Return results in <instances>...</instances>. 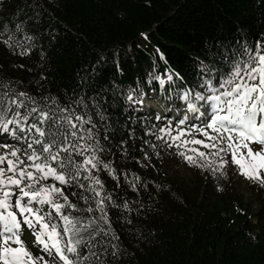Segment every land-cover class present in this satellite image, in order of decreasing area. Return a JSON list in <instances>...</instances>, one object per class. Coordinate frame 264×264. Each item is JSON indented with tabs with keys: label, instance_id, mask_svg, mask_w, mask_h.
I'll list each match as a JSON object with an SVG mask.
<instances>
[{
	"label": "trees",
	"instance_id": "16d2710c",
	"mask_svg": "<svg viewBox=\"0 0 264 264\" xmlns=\"http://www.w3.org/2000/svg\"><path fill=\"white\" fill-rule=\"evenodd\" d=\"M237 28L250 41L264 34V0H0V99L7 103L5 93L18 97L25 92L38 104L49 97L67 108L76 107L73 101L83 91L85 98L102 95L107 100L103 108L111 127L106 132L98 124L93 132L104 149L101 159L118 179L103 167L94 174L104 182L105 195L111 193L116 204L127 200L131 208L108 209L119 237L113 243L129 253L120 264H264V185L252 180V190L244 193L233 165L213 176L186 165L175 149H161L157 158L149 148L152 158L146 159L140 139L144 124L163 125L149 114L125 111L131 102L114 99L111 92L113 84L124 93L132 89L136 109L142 92L158 89L157 75L167 79L170 72L179 73L182 80L174 76L165 87L175 93L181 84L194 87L198 70L208 75L200 62L208 69L222 67L210 58L208 46L215 51L217 41H236ZM29 44L30 52L21 55ZM101 56L105 62L89 83ZM55 131L65 133L63 128ZM186 138L204 139L202 133ZM148 139L160 147L154 137ZM73 156L76 162L83 159ZM133 177L139 178L134 181L138 191L131 187ZM64 191L78 207L87 206L77 199L90 195L84 189L64 186Z\"/></svg>",
	"mask_w": 264,
	"mask_h": 264
},
{
	"label": "snow or ice",
	"instance_id": "6c2138e0",
	"mask_svg": "<svg viewBox=\"0 0 264 264\" xmlns=\"http://www.w3.org/2000/svg\"><path fill=\"white\" fill-rule=\"evenodd\" d=\"M21 26L17 24L16 29ZM237 32L240 35L236 41H217L215 51L212 45L208 46L210 58L222 67L214 65L208 69L200 62L208 75L202 76L198 70L194 87L178 86L176 97L183 103L174 104L167 111L168 117L175 114L174 120H165V109L161 107V114L151 119L163 126L144 124L145 136L140 139L146 159L152 158L149 148L157 158H161V149H175L186 165L207 169L217 176L228 165L229 159L225 157L230 154V160L239 166L246 179L264 185V34L250 41L243 29L237 28ZM141 35L147 38V33ZM12 39L10 36L4 43L9 44ZM31 47L29 44L20 54L30 52ZM159 55L164 59L163 53ZM104 62L101 56L89 83L98 75L96 68ZM174 76L182 80L174 71L167 75V80L173 81ZM156 80L160 86L165 83L158 76ZM111 92L114 99L122 96L131 102L125 111L136 110L132 107L137 104L132 89L124 93L113 84ZM4 95L7 103L0 99V149L3 150L0 151V262L120 264L129 253L113 243L119 237L111 227L108 209L111 206L130 212L131 208L127 200L116 204L111 193L105 195L104 182L94 174L103 167L111 178L118 179L116 170L101 159L104 149L93 132L98 124L106 132L111 127L103 108L106 98L102 95L85 98L82 91L81 98L73 101L76 107L65 108L49 97L43 98L41 105L25 92H20L18 97ZM126 120L131 122L134 117ZM197 120L199 125L195 123ZM60 128L65 129L63 135L55 131ZM189 133L193 137L202 133L204 139L189 140L186 138ZM148 137L161 142L160 147ZM9 138L17 143H10ZM129 138L135 140L136 134L129 131ZM251 142H257L259 150L249 147ZM121 144L126 147L127 141L122 140ZM73 154H79L82 161L76 162ZM136 179L139 178L133 177L131 187L138 191ZM64 186L89 193L77 197L87 206L81 208L72 203ZM141 187L146 185L141 183ZM84 213L89 215L85 217ZM126 222L130 223L127 219ZM99 224L107 227H93ZM25 229L33 234V241L26 243L22 239ZM32 245L38 250L36 253L31 250Z\"/></svg>",
	"mask_w": 264,
	"mask_h": 264
},
{
	"label": "rangeland",
	"instance_id": "374dc122",
	"mask_svg": "<svg viewBox=\"0 0 264 264\" xmlns=\"http://www.w3.org/2000/svg\"><path fill=\"white\" fill-rule=\"evenodd\" d=\"M145 96V95H144ZM155 101H158L159 102V100H155ZM255 144V143H254ZM249 147H252L253 148V150L254 151H256V150H259V147L260 146H258V145H251V144H249ZM229 164H231V162L229 163ZM232 172L234 173V175H235V178H236V180H237V182L239 183V186L241 187L240 189L242 190V191H244V193H246V192H250L251 190H252V186H250V181H252V180H249V179H246L244 176H243V178H244V180L242 179V177L239 175L240 174V172L238 171V169L236 168V169H233L232 170ZM26 230V229H25ZM26 238L29 240V241H33V234L30 232V231H28V233H27V235H26ZM26 243H28V242H26ZM32 249H34L35 247H31ZM36 250V249H35ZM0 264H2V262H0Z\"/></svg>",
	"mask_w": 264,
	"mask_h": 264
},
{
	"label": "bare ground",
	"instance_id": "6f19581e",
	"mask_svg": "<svg viewBox=\"0 0 264 264\" xmlns=\"http://www.w3.org/2000/svg\"><path fill=\"white\" fill-rule=\"evenodd\" d=\"M147 105H148V106H150V105L155 106V105H157V102H147Z\"/></svg>",
	"mask_w": 264,
	"mask_h": 264
}]
</instances>
